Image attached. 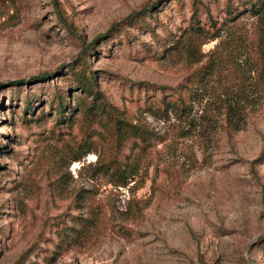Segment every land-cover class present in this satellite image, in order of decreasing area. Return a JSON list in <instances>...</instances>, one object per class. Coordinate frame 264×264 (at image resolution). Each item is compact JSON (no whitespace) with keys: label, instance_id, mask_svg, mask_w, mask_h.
<instances>
[{"label":"rangeland","instance_id":"1","mask_svg":"<svg viewBox=\"0 0 264 264\" xmlns=\"http://www.w3.org/2000/svg\"><path fill=\"white\" fill-rule=\"evenodd\" d=\"M250 1L0 0V264H264Z\"/></svg>","mask_w":264,"mask_h":264},{"label":"trees","instance_id":"2","mask_svg":"<svg viewBox=\"0 0 264 264\" xmlns=\"http://www.w3.org/2000/svg\"><path fill=\"white\" fill-rule=\"evenodd\" d=\"M250 11V12H252L253 14H255V15H262V14H264V0H251L250 2H249V5L248 6H246L245 7V11ZM87 86V84L85 83V82H82V84H81V87L82 88H85ZM174 103V102H173ZM172 103V104H173ZM175 104V103H174ZM177 105V104H176ZM187 105H185L184 104V106H181V109L183 108H185ZM61 107V111L64 109V107L61 105L60 106ZM63 108V109H62ZM141 130L140 129H137V131H136V133L138 134V135H140V132ZM116 172H120L121 174L124 172V169H120V170H118V169H116L115 170ZM119 182H124V179L123 180H118Z\"/></svg>","mask_w":264,"mask_h":264}]
</instances>
